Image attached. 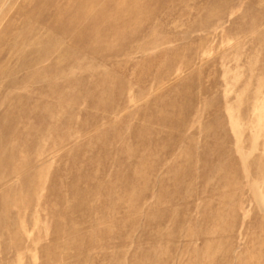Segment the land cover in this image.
<instances>
[{
	"label": "rangeland",
	"instance_id": "obj_1",
	"mask_svg": "<svg viewBox=\"0 0 264 264\" xmlns=\"http://www.w3.org/2000/svg\"><path fill=\"white\" fill-rule=\"evenodd\" d=\"M0 264H264V0H0Z\"/></svg>",
	"mask_w": 264,
	"mask_h": 264
}]
</instances>
